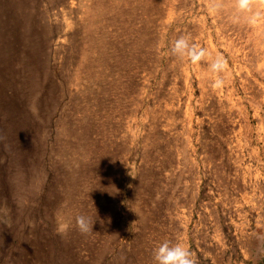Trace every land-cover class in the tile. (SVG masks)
I'll list each match as a JSON object with an SVG mask.
<instances>
[{
  "label": "rangeland",
  "instance_id": "obj_1",
  "mask_svg": "<svg viewBox=\"0 0 264 264\" xmlns=\"http://www.w3.org/2000/svg\"><path fill=\"white\" fill-rule=\"evenodd\" d=\"M254 10L0 0V264H154L165 240L197 264H264V0ZM181 35L227 60L222 88L207 61L170 54Z\"/></svg>",
  "mask_w": 264,
  "mask_h": 264
},
{
  "label": "clouds",
  "instance_id": "obj_2",
  "mask_svg": "<svg viewBox=\"0 0 264 264\" xmlns=\"http://www.w3.org/2000/svg\"><path fill=\"white\" fill-rule=\"evenodd\" d=\"M260 0H232V4L237 13L247 14L249 23H255L261 18V13L255 11L254 7ZM208 10L212 14L220 13L225 0H207ZM170 54L182 61H188L193 65L201 61L208 62V71L213 75L212 87L220 89L224 86L225 80L221 74L227 71V60L222 55L212 57L207 49L193 43L188 35H181L174 39L170 44ZM93 222L85 215L75 217V228L81 234H88L93 231ZM72 227L71 221H65L58 218L56 233L62 238L68 234ZM154 264H197L192 251L180 242L172 243L165 240L153 250Z\"/></svg>",
  "mask_w": 264,
  "mask_h": 264
}]
</instances>
